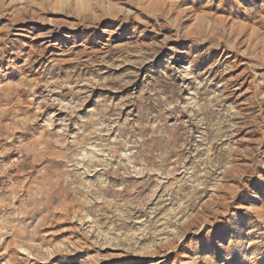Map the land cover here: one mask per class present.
<instances>
[{
	"label": "rangeland",
	"instance_id": "374dc122",
	"mask_svg": "<svg viewBox=\"0 0 264 264\" xmlns=\"http://www.w3.org/2000/svg\"><path fill=\"white\" fill-rule=\"evenodd\" d=\"M0 69V264H264V0H0Z\"/></svg>",
	"mask_w": 264,
	"mask_h": 264
},
{
	"label": "bare ground",
	"instance_id": "6f19581e",
	"mask_svg": "<svg viewBox=\"0 0 264 264\" xmlns=\"http://www.w3.org/2000/svg\"><path fill=\"white\" fill-rule=\"evenodd\" d=\"M3 75H4L3 70L0 69V79L3 77ZM233 227H235V230H238L239 228H241V226L239 225H233ZM219 230H222V228H219ZM214 237H217V235H215Z\"/></svg>",
	"mask_w": 264,
	"mask_h": 264
}]
</instances>
